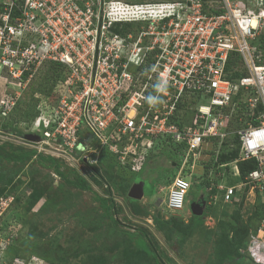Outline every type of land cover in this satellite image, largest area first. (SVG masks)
<instances>
[{"label":"built area","instance_id":"2783aa9c","mask_svg":"<svg viewBox=\"0 0 264 264\" xmlns=\"http://www.w3.org/2000/svg\"><path fill=\"white\" fill-rule=\"evenodd\" d=\"M135 6L142 16L121 22L150 21L148 30L133 34L114 31L113 19L95 27L89 17L78 20L84 10L77 0H0V80L14 89L0 98V108L14 106L44 62L60 63L67 74L55 85L56 103L45 100L40 107L37 150L79 153L88 136L108 144L122 166L139 170L156 154L158 140L185 143L164 196L171 216L183 211L191 180H202L205 164L216 162L240 110L248 118L232 130L239 155L211 164L205 192L216 190L208 193L209 203L232 204L249 186L248 194L258 193L264 202V0H156ZM235 55L239 63L227 68ZM234 71L241 75L232 79ZM162 86L166 91L158 90ZM183 97L197 102L190 121L180 127L170 119ZM91 151L95 156L86 151L83 163H97L100 152ZM248 159L256 167L238 184L223 185L225 171L231 167L239 177L237 162ZM240 251L264 264V219Z\"/></svg>","mask_w":264,"mask_h":264},{"label":"rangeland","instance_id":"374dc122","mask_svg":"<svg viewBox=\"0 0 264 264\" xmlns=\"http://www.w3.org/2000/svg\"><path fill=\"white\" fill-rule=\"evenodd\" d=\"M149 1L156 0H77L84 10L77 18L89 17L93 27L108 18L136 19L142 14L135 5ZM86 2L90 7L88 13ZM125 11L135 12V16ZM149 21L129 22L133 25L131 32L148 30ZM10 86L0 80V97L13 94ZM59 93L55 91L54 79L48 76L41 90L23 104V110L29 112L27 116L9 122L0 115V264H241L232 238L234 228L241 224L252 233L260 198L249 193L238 208L233 203L222 204L219 199L214 205L207 204L205 187L193 178L183 211L172 218L164 209L171 168L166 154L156 155L136 175L134 182H144L143 196L127 198L118 186L122 170H126L119 165L120 158L107 152L108 144L102 146L99 140L86 136L82 140L88 146L70 155L39 152L38 143L27 139L28 134L41 131L34 129V125L40 121L44 101L54 105ZM195 106L192 104L186 111L188 118ZM13 107L0 108V113H13L16 105ZM237 126L236 121L231 122L230 136ZM229 146L235 144L228 143ZM92 149L100 152L97 169L80 160L87 152L93 158ZM29 150L36 153L26 156ZM78 177L87 182L89 190L71 184ZM220 181L230 186L238 184L240 178L230 167ZM196 200L205 204L192 223L190 204Z\"/></svg>","mask_w":264,"mask_h":264},{"label":"trees","instance_id":"16d2710c","mask_svg":"<svg viewBox=\"0 0 264 264\" xmlns=\"http://www.w3.org/2000/svg\"><path fill=\"white\" fill-rule=\"evenodd\" d=\"M122 14H124L122 11H121ZM125 13H134L132 17L135 16V12H131V11H125ZM123 17V16H122ZM133 28V25L129 22L127 23H123V22H115L114 25H113V30L116 31V32H123V31H128L130 29ZM264 40V37H260V41L263 42ZM239 63V56L238 55H235V56H230L229 57V60H228V64H227V68H230L231 66L238 64ZM63 72V73H62ZM65 68L60 64V63H57V62H54V61H46L42 64V66L40 67V69L30 78V80L28 81V83L26 84L25 88L22 89L23 92L20 93V96L17 98L16 100V107H15V110L13 111V113H8L7 115L5 116H1L6 120V121H9V122H13V121H16V120H20L21 118L27 116V114L29 113L28 110L27 111H24L23 110V104H26L28 103V101H30L31 97L34 96L36 93V91L38 90H41V87L44 86V83L46 82V80L48 79V76H52V78L54 79V86L56 84V82L58 80H63L65 79L66 75H65ZM28 74L24 73V77H27ZM241 73L238 72V71H234L232 74H231V77L230 78H235V77H238L240 76ZM40 92V91H39ZM49 96L50 95H53L54 97V94H48ZM54 99V98H53ZM57 99V97H56ZM195 102H197V99H192L190 101H186L185 97H183L180 101H178L177 103V107H176V111H175V115L170 119L171 122H174L176 123L177 125H179L180 127L183 125V124H187V122L190 121V118H188L187 114H186V111L189 110V107L192 106V104H194ZM14 105V106H15ZM14 108V107H13ZM35 113H37L35 111ZM242 115V121H238V117ZM7 116V117H6ZM23 116V117H22ZM248 118V116L246 114H242V111H238V115H237V112L235 114V121L237 123V127H239V124L240 126L241 125H244L245 121L244 119ZM187 120V121H186ZM233 122V121H231ZM231 122H230V126H231ZM253 123H257L255 121H253ZM235 124V123H234ZM237 127H234V129H236ZM228 138H226L224 141H223V144L221 145V148L217 154V157H216V162L213 161V158L210 160V162H208L207 164H205V174H204V178L202 180H200L199 184L202 186V187H207V184H208V179L206 178L207 176V173L209 171V167L211 166V164L214 162L215 164L217 163H224V162H230L234 159H236L239 155V144L237 142V138L236 136H230L229 139L227 140ZM216 140H214L215 142ZM228 143H234L235 146L233 147H228ZM185 143H181V144H178V145H175L171 139L167 138V139H160L156 142V149L157 152L156 154H153L151 153L147 159L142 163L141 165V169L139 170H132L131 168V165L129 163H127L125 166H122L124 167V169L126 170V172H123V178H122V182H119V187L121 189L124 190V193L126 194L127 196V191L128 189L130 188V186L133 184V182L136 180V175L141 172L145 166L150 162V160H152L154 157H156V155H163V154H166L167 157L170 158L171 160V168H170V173H169V177H170V182H171V179H172V176H173V173H174V169L175 167L178 165V161H179V157L181 155V152L183 151V149L185 148ZM106 150V149H105ZM107 151V150H106ZM110 155H112V153H110L109 151H107ZM36 153L34 150H29L27 153H26V156L27 155H30V154H34ZM41 156V155H40ZM42 158H45L44 156H41ZM49 159H51L52 161H55V159L53 157H50V156H47ZM101 160L103 161L104 158L102 157ZM100 160V161H101ZM98 164V163H97ZM173 164H175V167L172 166ZM120 165V164H119ZM121 166V165H120ZM96 168V164L94 165H91V168ZM237 167H238V171H239V178L240 180L244 179V177L251 171L253 170L255 167H256V163L253 159H248V160H242V161H238L237 162ZM132 172L134 173L135 175H132L130 177H128V172ZM98 172V171H97ZM60 173V172H59ZM100 173V172H98ZM127 173V174H126ZM161 173V172H160ZM62 176V173L60 174ZM72 185L76 186V187H79L81 189H85V190H89L90 189V186L87 184L86 181H84L81 177H78L75 182H72L71 183ZM198 184V185H199ZM191 189H192V186H191ZM250 190V187L249 186H246L243 191L240 193L239 197H240V200L238 202H235L233 204H235L238 207H240L243 203H244V200L246 198V196H248V192ZM214 192H216L215 188H212V190L208 193L210 194H213ZM206 194V197H207V200H206V203L207 204H212V202L209 203V194L207 192H204ZM260 198L258 201H257V206L255 208V212H254V218L256 220V224L254 225V228H253V231L254 232L258 226V224L261 222V220L264 219V202L260 201L261 200V197L258 193H256V198ZM128 198V196H127ZM221 203V202H220ZM215 203H213L214 205ZM223 204V203H222ZM170 217L172 218H175V217H178V216H171L169 215ZM192 223L196 222V220L198 219V216L196 215H192ZM251 233V232H249ZM248 233V230L247 228H243V226L241 224L235 226L234 228V232H233V240H235V245H236V254H237V257H239L240 259H238V261L241 262V264H253V262L251 261V259H249L248 257H246L240 250L242 248H244V246L246 245V242H247V239L249 237V234ZM246 257L245 259H243V257Z\"/></svg>","mask_w":264,"mask_h":264},{"label":"water","instance_id":"95a60500","mask_svg":"<svg viewBox=\"0 0 264 264\" xmlns=\"http://www.w3.org/2000/svg\"><path fill=\"white\" fill-rule=\"evenodd\" d=\"M27 139L30 141H38L39 136L36 134H28ZM143 189H144V182L142 180L134 182L127 191V196L132 199H139L143 196ZM204 202H192L190 204V211L193 215H200L203 207Z\"/></svg>","mask_w":264,"mask_h":264},{"label":"clouds","instance_id":"9594fccd","mask_svg":"<svg viewBox=\"0 0 264 264\" xmlns=\"http://www.w3.org/2000/svg\"><path fill=\"white\" fill-rule=\"evenodd\" d=\"M114 20V22H121V21H125V20H133V18L132 19H124L123 17H119V18H116V19H113ZM164 85H166V82H164ZM158 90H160V91H166V86H162V87H160ZM1 98V97H0ZM149 102L150 103H152V104H156V103H159L160 101H159V99H152V100H149ZM16 103V102H15ZM1 114V113H0ZM2 115V114H1ZM7 115V114H6ZM2 116H5V115H2ZM41 129V128H40ZM41 132V131H40ZM36 135H40V133H35ZM39 139H40V136H39ZM34 142H37V141H34Z\"/></svg>","mask_w":264,"mask_h":264},{"label":"flooded vegetation","instance_id":"af4514ba","mask_svg":"<svg viewBox=\"0 0 264 264\" xmlns=\"http://www.w3.org/2000/svg\"><path fill=\"white\" fill-rule=\"evenodd\" d=\"M193 202H198V201L196 200V201H193Z\"/></svg>","mask_w":264,"mask_h":264}]
</instances>
